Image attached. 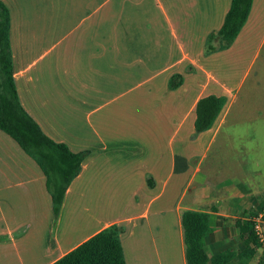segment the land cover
<instances>
[{"label":"crops","instance_id":"1","mask_svg":"<svg viewBox=\"0 0 264 264\" xmlns=\"http://www.w3.org/2000/svg\"><path fill=\"white\" fill-rule=\"evenodd\" d=\"M2 1L22 106L49 137L86 154L55 218L44 173L0 129V264H50L111 223L122 226L127 264L133 252L137 264H168L163 229L173 264H186V209L209 214L208 255L239 252L235 220L264 203V96L226 75L258 54L264 0L252 1L229 47L217 39L211 50L231 0ZM173 74L182 81L170 87ZM207 95L226 101L196 132L195 105ZM226 264H264V245Z\"/></svg>","mask_w":264,"mask_h":264},{"label":"trees","instance_id":"2","mask_svg":"<svg viewBox=\"0 0 264 264\" xmlns=\"http://www.w3.org/2000/svg\"><path fill=\"white\" fill-rule=\"evenodd\" d=\"M252 1L231 0L222 25L208 35L207 48L214 49L213 43L217 39L220 49L230 46L246 21ZM9 29L10 11L0 0V129L11 136L39 165L45 175L56 218L66 189L81 169L86 151H72L66 143L49 137L22 106L13 78ZM181 81L180 74H173L169 86L175 87ZM225 101L224 96L215 95L203 96L197 101L194 120L196 132L211 127ZM263 205L260 204L258 211L264 208ZM208 220L209 214L206 211L186 209L182 212L186 264H226L233 259L249 261L261 245L252 218L236 219L242 249L235 252L227 248L208 255L203 240L209 229ZM121 232V225L111 223L50 264H127Z\"/></svg>","mask_w":264,"mask_h":264},{"label":"rangeland","instance_id":"3","mask_svg":"<svg viewBox=\"0 0 264 264\" xmlns=\"http://www.w3.org/2000/svg\"><path fill=\"white\" fill-rule=\"evenodd\" d=\"M26 1H29V0H26ZM240 61L242 63L240 62L238 65L234 67L233 66L228 67L232 71L233 69H235V73L231 72L226 75L229 82L234 81L238 83L242 80L241 83L244 84L243 91L246 90V87L248 86L249 83H258L259 84L258 85L259 96L260 97L264 96V41L260 43L259 51L256 56L253 57V55H251L249 58L243 57L240 59ZM259 152L260 153L258 154V162L259 163L264 162V146L261 147ZM263 230H264V227H263ZM128 233L129 231L128 229H126V234ZM132 236H133L132 234H130V236L128 235L129 243H130V239H133ZM162 237H163V240H162L163 249L161 250L160 256L162 260L164 261V263L173 264V261H175V248H174V243L172 242L171 230L163 229ZM128 240L126 241V243L128 242ZM131 250H132V246H131ZM138 258H139L138 253L133 252V254H131V259H133L136 262V264H137Z\"/></svg>","mask_w":264,"mask_h":264},{"label":"built area","instance_id":"4","mask_svg":"<svg viewBox=\"0 0 264 264\" xmlns=\"http://www.w3.org/2000/svg\"><path fill=\"white\" fill-rule=\"evenodd\" d=\"M254 231L261 243L264 245V232H263V224H264V208L256 213L254 217H252Z\"/></svg>","mask_w":264,"mask_h":264}]
</instances>
